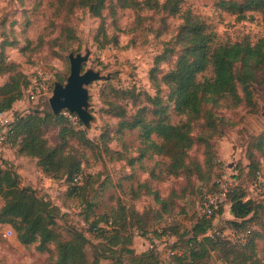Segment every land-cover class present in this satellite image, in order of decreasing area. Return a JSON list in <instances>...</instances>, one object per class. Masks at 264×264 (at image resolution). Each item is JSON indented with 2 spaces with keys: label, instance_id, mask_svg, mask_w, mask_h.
Masks as SVG:
<instances>
[{
  "label": "rangeland",
  "instance_id": "1",
  "mask_svg": "<svg viewBox=\"0 0 264 264\" xmlns=\"http://www.w3.org/2000/svg\"><path fill=\"white\" fill-rule=\"evenodd\" d=\"M216 1L182 0L181 5L183 9L188 8L204 19L220 42L243 39L255 42L263 35L264 24L258 13H253V18L236 20L233 15L216 9ZM66 2L67 0L63 3L61 0H0V42L6 44L5 60L16 63L18 71L30 79L41 74L45 82L53 86L55 81L64 83L66 80L69 73V53L88 52L82 70L92 68L108 78L93 81L89 85V110L93 120L88 128H83L96 141L100 140L103 131L107 132L105 139L110 151H104L100 145L83 147L74 141L70 142L83 153L81 168L84 183L79 192H74L63 178L44 175L38 168L36 159L21 156L17 153V147L3 145L0 148V158L19 174L22 185L31 186L38 196L50 200L59 208L55 229L62 239L69 238L70 226L87 230L91 223H103L109 219L115 227L122 226L124 236L130 240L134 236L127 247L133 245L136 252H142L150 247V241L141 233L135 235L136 231L158 228L162 232L161 229L166 227L170 228L168 234L160 235V241L156 244L157 250L161 252L157 264H191L182 256L188 246L187 238L192 225L201 221L203 216V187H199V182L194 177L186 181L182 175H168L165 170L168 159L164 156L148 157L147 153L138 160L140 131L125 130L121 135H116L120 119L106 112L108 101L125 105L127 116L134 113V106H150L144 97L138 98L133 106L130 100L113 93L109 83L124 87L131 86L135 81L136 86L154 94L155 88L149 79L154 58L165 46L178 50L175 35L181 20L177 17H163L153 11L140 12L141 17L136 20V15L130 9H117L113 19L110 10L105 9V31L109 37L115 34L117 43L108 42L103 47H98L94 37L100 19L92 16L85 8L70 11ZM102 39L99 36V40ZM174 59L175 56L158 63V77L171 68ZM7 79L8 74L0 76V84ZM249 90L250 97L247 100L244 98L239 106H218L213 109L215 124L225 134L217 143L221 174L233 175L234 180L238 174V163H247L244 148L246 149L250 140V144H253V137L264 135V85L251 84ZM164 91L162 88V93ZM239 93L243 94L240 88ZM206 108L210 109L211 105ZM49 109L48 97L41 95L31 100L24 94L15 102L14 112L24 114L32 110L45 112ZM179 119L180 116L170 113L173 123H177ZM202 123V120L193 123L192 134L197 141L189 150L190 158L200 162L204 160V144L198 139L204 132ZM57 132V127H49L45 132L49 145L56 144ZM213 140L215 139L212 137L211 141ZM130 160L133 161L130 163ZM260 162L264 164V156ZM150 170L156 177H150ZM142 183L157 191L168 203L167 212H163V216L158 218L162 204L155 202L151 194H146L144 187H140ZM221 208V213L211 216L212 222L216 228L223 227V233L234 239L226 223L230 217L229 205L224 203ZM131 210H138L140 215L132 218ZM251 225L264 235V206L259 208ZM10 229V225L0 224V264H47L49 257H55L56 249L53 244L49 246L50 252H40L35 248L37 243L28 246L20 244L13 230L11 235H7V230ZM85 234L90 241L99 242L94 235L88 232ZM173 244L177 246L174 247ZM170 246L176 252L174 255H169L166 251ZM87 252L91 259L92 249L88 248ZM256 253L264 263V237L256 239ZM222 254L221 251L211 250L199 262L226 264ZM126 256L128 255H123V258Z\"/></svg>",
  "mask_w": 264,
  "mask_h": 264
},
{
  "label": "trees",
  "instance_id": "2",
  "mask_svg": "<svg viewBox=\"0 0 264 264\" xmlns=\"http://www.w3.org/2000/svg\"><path fill=\"white\" fill-rule=\"evenodd\" d=\"M64 1L61 0V3ZM181 3L182 0L66 2L70 11L74 8H85L92 16L100 19L94 37L98 47H103L108 42L117 43L116 35L109 37L105 31V9L110 10L113 19L117 9H130L136 15V20L141 17L139 13L142 11H153L163 17H177L181 20L175 35L178 50L165 46L154 58L149 77L155 88L154 94L136 86L135 81L131 86L124 87L109 83L113 93L130 100L132 105L138 98L144 97L150 106L133 105L136 110L127 116L125 105L108 101L106 112L120 119L116 135H121L125 130L140 131L138 160L147 153L148 157L164 156L168 159L165 164L168 175H182L186 181L194 177L199 182V187L204 190L202 211L204 196L208 192L218 190L215 181L222 175L217 143L225 134L219 131L215 124L213 109L218 106H239L244 98L247 100L250 97L251 84L264 85V33L255 42L249 39L220 42L210 25L192 10L183 9ZM215 7L221 12L233 15L236 20L253 18L252 14L258 13L260 21L264 24V0H217ZM114 26L120 29L115 22ZM99 36L103 39L99 40ZM5 45V42H0V76L8 74V79L0 84V112L13 108L15 102L23 97L24 90L30 83V77L19 72L16 63L5 60ZM173 56L175 59L171 68L158 77V63ZM162 88L165 89L163 93ZM208 105H211L210 109L206 108ZM171 112L180 116L177 123L170 120ZM199 120L203 121L204 126L203 134L198 136L204 144L203 162L189 156V150L197 141L196 136L192 134L193 123ZM78 122L81 127L76 128L64 115L63 110L57 114H53L50 109L45 112L32 110L24 114L15 112L10 123L11 130L3 145L17 147V153L21 156L36 159V164L44 175L63 178L74 192H79L84 183L81 168L83 153L70 142L74 141L83 147L95 144L102 146L106 152L110 150L105 139L107 132L103 131L100 140L96 141L87 135L81 121ZM49 127L58 129L57 142L53 146L49 145L44 136ZM212 137L215 140L211 141ZM250 141L246 149L244 148L247 163L242 165L239 162L236 166L238 174L226 195L230 215L226 223L234 239L223 233V227L216 228L212 218L206 217L202 212L201 221L195 222L190 229L188 246L182 256L191 264H207L199 261L211 250L223 252L222 259L226 264H264L256 253V239L264 235L251 225L258 215L259 208L264 206V195L247 197L249 186L255 181V172L264 170V164L260 162L264 156V135L253 137V144H250ZM256 153L259 156H256ZM132 161L130 160V163ZM245 166L247 169H244ZM78 176L80 179L76 180ZM150 177H156L152 170ZM140 187H144L146 194H151L155 202L162 204L158 218L163 216V212L168 209L166 200L146 183L140 184ZM172 195L175 196V192L172 191ZM0 198V224L10 225V230L15 232L16 240L20 244L28 246L37 243L35 248L40 252H50L49 246H55V257H49L47 264H157L161 253L156 245L160 241L158 237L168 234L170 229L162 228V232H159L158 228L136 231L135 235L141 233L150 241L151 246L142 252H136L133 245L127 247L134 236L132 240L124 236L122 226L115 227L109 219L103 223L93 222L87 230L70 226L69 238L64 240L55 229L59 208L50 200L38 196L31 186L22 185L19 174L1 158ZM222 205L214 214L221 213ZM139 213L138 210H131L130 216L138 217ZM216 231L219 234H216ZM86 232L94 235L99 242L90 241ZM88 248L92 249L91 259L87 255ZM166 251L169 255L176 253L172 247ZM123 255L128 256L123 258Z\"/></svg>",
  "mask_w": 264,
  "mask_h": 264
},
{
  "label": "water",
  "instance_id": "3",
  "mask_svg": "<svg viewBox=\"0 0 264 264\" xmlns=\"http://www.w3.org/2000/svg\"><path fill=\"white\" fill-rule=\"evenodd\" d=\"M87 58L88 52L85 54L69 53V73L66 80L64 83L55 81L51 95L48 97L49 108L53 114L61 110L74 113L85 128H88L93 120L89 110L88 87L93 81L108 78L92 68L82 70V65Z\"/></svg>",
  "mask_w": 264,
  "mask_h": 264
},
{
  "label": "built area",
  "instance_id": "4",
  "mask_svg": "<svg viewBox=\"0 0 264 264\" xmlns=\"http://www.w3.org/2000/svg\"><path fill=\"white\" fill-rule=\"evenodd\" d=\"M52 85L45 82V79L39 74L38 77L30 79V83L24 90V94L31 100L43 95L49 97L52 92ZM15 107L0 112V148L5 143L7 136L10 132V123L12 122ZM64 115H66L70 122L76 127H81L78 122V117L76 114L71 113L67 110H63ZM220 162V161H219ZM78 176L76 180H79ZM216 184L218 185V190L213 192H208L203 199L202 212L206 217H211L216 211L219 210L221 204L226 203V195L230 188L234 184L233 175L222 174L216 179ZM264 195V170H257L255 172V181H253L248 189L247 197L250 196H263ZM12 231L7 230V235H11ZM219 234L218 231L215 232ZM151 246V245H150Z\"/></svg>",
  "mask_w": 264,
  "mask_h": 264
},
{
  "label": "crops",
  "instance_id": "5",
  "mask_svg": "<svg viewBox=\"0 0 264 264\" xmlns=\"http://www.w3.org/2000/svg\"><path fill=\"white\" fill-rule=\"evenodd\" d=\"M13 107H15V105Z\"/></svg>",
  "mask_w": 264,
  "mask_h": 264
}]
</instances>
